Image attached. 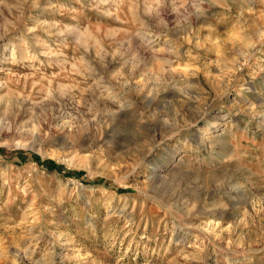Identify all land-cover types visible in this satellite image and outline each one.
<instances>
[{
    "label": "rangeland",
    "instance_id": "obj_1",
    "mask_svg": "<svg viewBox=\"0 0 264 264\" xmlns=\"http://www.w3.org/2000/svg\"><path fill=\"white\" fill-rule=\"evenodd\" d=\"M0 264H264V0H0Z\"/></svg>",
    "mask_w": 264,
    "mask_h": 264
},
{
    "label": "trees",
    "instance_id": "obj_2",
    "mask_svg": "<svg viewBox=\"0 0 264 264\" xmlns=\"http://www.w3.org/2000/svg\"><path fill=\"white\" fill-rule=\"evenodd\" d=\"M53 166H50V168H52Z\"/></svg>",
    "mask_w": 264,
    "mask_h": 264
}]
</instances>
